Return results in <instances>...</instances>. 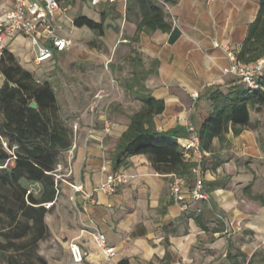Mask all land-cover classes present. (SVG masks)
I'll list each match as a JSON object with an SVG mask.
<instances>
[{
	"label": "crops",
	"instance_id": "0c3cea01",
	"mask_svg": "<svg viewBox=\"0 0 264 264\" xmlns=\"http://www.w3.org/2000/svg\"><path fill=\"white\" fill-rule=\"evenodd\" d=\"M15 1L0 0V16L13 8ZM154 1L162 6L166 20L181 30L176 42L170 43V35L162 30L142 31L139 40H133L138 23L148 12L147 0H101L97 4L93 0H60L62 8L55 14L54 22L61 36L72 39L69 49L55 52L52 59L40 65L35 63V47L27 38L9 39L7 51L38 83L50 82L55 90L51 72L78 52L83 54L86 50L81 45L91 43L92 52L101 45L102 56H108L103 51L124 50L134 67L125 88L140 102V108L142 102L136 99L135 91L127 88L134 79L144 83L155 98L165 101L164 112L155 117L157 128L167 131L187 128L189 124L199 128L212 110L206 89L221 85L227 90L236 82V76L225 72L232 66L229 52L241 49L258 14L260 0ZM82 16L97 22L106 17L104 35L99 36L86 26L77 27L75 20ZM84 54L87 59L88 53ZM57 55H63L61 64L55 63ZM260 61L264 63V57ZM29 63L35 67L46 64V72L36 74ZM15 74L20 76L16 71ZM7 83L0 65V92ZM56 96L59 103L57 93ZM104 106L103 103L93 123L76 133L73 146L59 154L57 193L55 200L46 204L45 234L19 253L25 252L29 257L27 253L32 251L52 264V257L46 256L40 246L53 237L68 252L69 264H73L69 252L72 242L90 253L81 264H119L123 260H128L125 264H241L238 259L248 260L256 254L264 244V205L255 198L264 196V110H251V122L239 135L230 128L224 142L213 139L204 161V186L209 196L185 208L171 196L175 173L155 170L145 155L130 157L116 171L124 173L127 181L114 194L100 190L106 178L103 167L113 170L111 154L134 113L127 105L125 109ZM105 116L112 121L109 134L103 131ZM3 119L4 112L0 110V123ZM89 127L94 129L91 139ZM187 136L188 133L179 140ZM2 141L7 148V141ZM14 162L12 159L9 166ZM182 179L186 192L194 183V175ZM26 185L40 186L39 192L29 190L37 197L41 195L40 184ZM74 185L82 191H76ZM6 189L3 195H8ZM1 215L6 218H0V232L9 229L8 216ZM221 222L225 223L224 230L216 232L223 227ZM94 228L116 247L113 261L106 262L92 242ZM242 230L247 232L246 238L238 237ZM34 234L32 229L27 236L13 241L17 245L29 244ZM0 242L5 244L8 240L2 236ZM17 253L0 248V257L6 264Z\"/></svg>",
	"mask_w": 264,
	"mask_h": 264
},
{
	"label": "trees",
	"instance_id": "16d2710c",
	"mask_svg": "<svg viewBox=\"0 0 264 264\" xmlns=\"http://www.w3.org/2000/svg\"><path fill=\"white\" fill-rule=\"evenodd\" d=\"M147 4L148 12L138 23L133 40L138 41L142 31L162 30L170 35V43L176 42L181 30L166 20L165 12L157 1L147 0ZM259 5L248 35L236 53L238 62L247 65H253L264 57V0H260ZM105 18L97 22L82 16L75 20V25L86 26L103 36ZM6 60L9 62L6 63ZM0 65L9 82L0 92V110L4 112L0 123V184L9 189L8 195L0 194V215L5 213L9 218V229L0 232V237L7 238L8 242H0V248L18 252L11 256L9 264H48L44 257L32 251L27 253L30 259L25 252L19 251L28 245H35L45 234L46 204L55 200L59 154L73 146L72 130L62 120L58 99L50 82L38 83L31 73L21 69L7 48L2 53ZM15 71L20 73L19 77H16ZM257 82V87H252L236 77V82L227 90L221 85L206 89L205 95L211 102L212 110L197 128L204 151H211L214 138L224 142L230 128L234 135H239L251 122V110H264V76ZM127 88L135 91L142 107L130 116L131 122L111 154L113 170H119L132 156L145 155L159 172L175 173L182 178L191 176L195 163L185 158L179 143V138L188 133L187 128L160 131L155 117L164 112L165 101L155 98L144 83L135 79L127 84ZM33 102L37 104L36 109L31 108ZM2 139L7 141V148ZM15 145L17 148L14 149ZM12 159L15 162L10 167ZM26 183L40 184L43 189L41 195L35 196ZM255 198L264 205V196ZM221 223L223 227L217 228L216 232L224 230L225 223ZM32 229L35 238L31 243L17 245L13 241L27 236ZM125 263L128 260L119 262Z\"/></svg>",
	"mask_w": 264,
	"mask_h": 264
},
{
	"label": "built area",
	"instance_id": "2783aa9c",
	"mask_svg": "<svg viewBox=\"0 0 264 264\" xmlns=\"http://www.w3.org/2000/svg\"><path fill=\"white\" fill-rule=\"evenodd\" d=\"M101 0H93L97 4ZM214 1V0H213ZM60 0H16L14 7L0 16V58L3 51L7 48L9 39L24 37L29 39L35 47V63L40 65L54 57L55 52H62L73 45L71 38L63 37L58 32V27L54 22V16L61 11ZM232 66L226 69L227 74H232L241 78L245 83L252 87H257L258 78L264 76V63L258 61L253 65L238 62L235 52H229ZM197 97V96H196ZM102 97L91 106V112L99 111ZM103 131L109 134L112 130V121L105 116L103 119ZM75 133L78 124L74 125ZM188 136L180 139L179 143L183 149L185 158L195 163L192 173L194 183L191 188L184 192V181L177 174L172 175L171 196L175 202L182 203L187 208L191 202L208 198V192L204 186L203 163L208 155L202 148V142L197 128L189 124L187 127ZM89 138L94 135V129L88 128ZM7 147V145L5 144ZM106 178L101 184L100 190L114 194L118 187L127 181L124 173L110 170L107 166L103 167ZM76 191H82L81 187L74 185ZM92 242L101 251L106 262H111L117 255L116 247L108 243L107 236L99 229L91 231ZM70 257L73 264H81L90 255L79 243L72 242L69 245ZM92 264H102L94 262Z\"/></svg>",
	"mask_w": 264,
	"mask_h": 264
},
{
	"label": "rangeland",
	"instance_id": "374dc122",
	"mask_svg": "<svg viewBox=\"0 0 264 264\" xmlns=\"http://www.w3.org/2000/svg\"><path fill=\"white\" fill-rule=\"evenodd\" d=\"M81 46L88 53L87 59L84 54L85 52L83 54H79L78 52L77 55L69 58L65 64L60 67L56 66L57 68L51 72V76L53 77L52 83L59 97L61 117L63 122L72 130L74 141L78 138L74 125L78 124L77 132L79 133L84 126L93 123L94 117L98 115L99 111L92 113L90 110L98 97H102L100 107L104 103L110 109L115 106L125 109L124 105H127L131 112H135L141 105L140 102H136L133 99L132 94L125 88L126 82L132 79L134 67L128 60L124 50L103 51L107 52L108 56H102L101 45L96 48L98 49L97 51L93 52L91 43ZM62 59L63 55H57L55 63L61 64ZM45 65L35 67L33 63L28 64L36 74L46 72ZM29 189L33 192H39L40 186L32 185ZM6 193V187L0 184V194ZM0 218L6 217L0 215ZM238 237L246 238L247 232L242 230ZM40 249H42L46 256L52 257L50 259L52 264H69L70 258L68 252L63 244L55 242L53 237L44 240L41 243ZM238 261L241 264H264V244L248 260H245L244 257L238 259ZM0 264H6L1 257Z\"/></svg>",
	"mask_w": 264,
	"mask_h": 264
},
{
	"label": "water",
	"instance_id": "95a60500",
	"mask_svg": "<svg viewBox=\"0 0 264 264\" xmlns=\"http://www.w3.org/2000/svg\"><path fill=\"white\" fill-rule=\"evenodd\" d=\"M31 107H32V108H36V107H37L36 102H33V103L31 104Z\"/></svg>",
	"mask_w": 264,
	"mask_h": 264
}]
</instances>
